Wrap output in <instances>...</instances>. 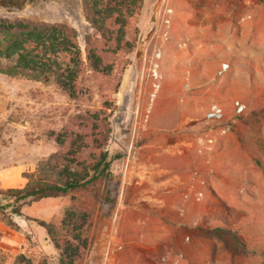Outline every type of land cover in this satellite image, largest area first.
Masks as SVG:
<instances>
[{"label":"rangeland","instance_id":"obj_1","mask_svg":"<svg viewBox=\"0 0 264 264\" xmlns=\"http://www.w3.org/2000/svg\"><path fill=\"white\" fill-rule=\"evenodd\" d=\"M125 2L131 13L118 46L103 41L116 27L96 29L82 0H0L1 65L17 61L21 47L5 40L18 24L73 30L80 54L74 97L52 79L0 73V248L9 263L21 252L33 264H105L99 243L110 217L136 209L142 189L154 186L145 181L179 177L207 209L205 228L186 232L195 241L186 260L264 264V0ZM104 44L95 70L86 50L97 55ZM101 134L108 157L119 155L109 175L5 207L7 189L69 149L65 137L83 153L71 168L94 164ZM219 226L231 233H215Z\"/></svg>","mask_w":264,"mask_h":264},{"label":"trees","instance_id":"obj_2","mask_svg":"<svg viewBox=\"0 0 264 264\" xmlns=\"http://www.w3.org/2000/svg\"><path fill=\"white\" fill-rule=\"evenodd\" d=\"M26 1L28 0H8L12 5L22 4ZM82 1L84 3L86 20L96 29H106L110 30L109 33H113L114 30L109 29V27H116L114 33L115 38H104L103 41L106 43H113L114 41L116 44L119 43L118 46H120L124 34L118 35V32L123 31L126 27L125 19L131 13L128 9L129 7H126V0ZM90 12H95L96 15H102L105 19L104 21H108L107 24H103L105 22L100 24L96 21L97 16L94 15L92 17L89 14ZM102 24L104 25L103 27H101ZM15 27L17 37L19 36V38L7 39L5 42L8 41V47L12 49L21 47L20 53L14 51L18 56L14 65L3 66L0 64V73L10 77L23 75L43 81L52 79L62 89L70 92L71 97H74V78L80 63V54L76 43L75 32L55 25L35 26L18 24ZM12 28L13 26H9L7 31H11ZM28 45H31V47L27 48ZM104 46H107V44L102 45L97 55L92 50H86V60L95 70L101 64L104 67L103 58L101 57V54L105 53ZM64 140L70 145L67 151L58 152L51 156L42 167H38L36 173L34 175L32 174L23 187L9 188L6 190L5 197L7 202L5 207L30 203L43 198L61 196L91 181L98 180L105 175H109L110 162L113 158L119 156L114 155L108 157L107 151L103 150L102 145H100V141L104 142V136L101 134L96 142L97 152L94 164L77 170V168H71L70 165L74 164L77 167L83 159V153L71 147L75 140L69 137H65ZM56 142L62 144L63 139H58ZM12 212L19 214L16 207L12 208ZM221 231L231 233L230 229L221 226L214 229L215 233ZM260 254L264 261V247L261 249ZM6 256L11 255H8L0 248V264H33L31 259L21 252L13 255L11 263L7 261Z\"/></svg>","mask_w":264,"mask_h":264},{"label":"crops","instance_id":"obj_3","mask_svg":"<svg viewBox=\"0 0 264 264\" xmlns=\"http://www.w3.org/2000/svg\"><path fill=\"white\" fill-rule=\"evenodd\" d=\"M125 178L124 182H128ZM152 183L142 189L137 198L136 209L117 210L110 217L111 231L99 243L100 255L105 264H197L186 260L188 251L195 247L186 232L194 227L205 228L207 209L202 205L204 196L200 191L181 187L187 182L179 177ZM175 185L169 188L168 185ZM54 198V197H51ZM44 199V198H43ZM197 227V228H196Z\"/></svg>","mask_w":264,"mask_h":264}]
</instances>
